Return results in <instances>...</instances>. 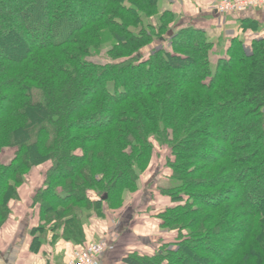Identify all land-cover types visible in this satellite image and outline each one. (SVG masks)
I'll return each mask as SVG.
<instances>
[{"label":"trees","instance_id":"trees-1","mask_svg":"<svg viewBox=\"0 0 264 264\" xmlns=\"http://www.w3.org/2000/svg\"><path fill=\"white\" fill-rule=\"evenodd\" d=\"M160 1L0 0V231L38 172L32 249L48 230L84 248L85 213L121 209L159 158L176 237L125 262L264 264V37L246 19L221 54Z\"/></svg>","mask_w":264,"mask_h":264},{"label":"crops","instance_id":"crops-1","mask_svg":"<svg viewBox=\"0 0 264 264\" xmlns=\"http://www.w3.org/2000/svg\"><path fill=\"white\" fill-rule=\"evenodd\" d=\"M217 1L161 0L159 11L175 14L172 32L190 26L205 30L221 54L231 36L240 34L243 38L241 25L246 19L256 21L259 28L245 36L264 37V9H241L225 16L217 11ZM153 166L141 177L138 192L126 196L121 209L111 211L104 205L103 216L94 211L85 213L86 243L107 244L97 264H127L125 259L130 255L153 256L161 246L174 241L175 234L162 229L161 222L154 217L155 212L175 206L171 199L159 193L157 187L169 172L163 168L154 170ZM41 186L42 176L36 174L20 189V201L13 208L12 218L0 231V264H66L81 249L78 244L66 241L61 231L50 230L37 251L32 249V231L38 227L39 220L31 203Z\"/></svg>","mask_w":264,"mask_h":264},{"label":"built area","instance_id":"built-area-1","mask_svg":"<svg viewBox=\"0 0 264 264\" xmlns=\"http://www.w3.org/2000/svg\"><path fill=\"white\" fill-rule=\"evenodd\" d=\"M264 9V0H222L216 4L221 14H231L241 9ZM107 248L105 242H89L76 252L66 264H97V259Z\"/></svg>","mask_w":264,"mask_h":264},{"label":"rangeland","instance_id":"rangeland-1","mask_svg":"<svg viewBox=\"0 0 264 264\" xmlns=\"http://www.w3.org/2000/svg\"><path fill=\"white\" fill-rule=\"evenodd\" d=\"M220 1H222V0L217 1L216 4L219 3ZM66 6H70V5L66 4ZM222 15L227 16L228 14H222ZM148 22L155 23V22H157V18H154L152 20H145V23H148ZM113 43L114 42H113L111 37H106L104 44L102 46V49L98 52L93 53V56L91 57V61L96 62V63H102V64L108 62L106 53L110 50ZM229 129H230V127H229ZM160 151H161L160 153L163 156H169V154H170V152L167 148H165V149L161 148ZM14 154H15V149H13V148L6 149L5 152L2 153V155H1V161L4 164H9L11 162V160L13 159ZM164 164H165L164 160L161 162L160 159L157 158L155 160V162L153 163V165H154L153 169L155 170L157 168L159 170H162ZM36 174H38V172H35L32 175L36 176ZM29 179H30V177H29ZM27 181H28V179H27ZM170 185H172V181L169 178H164V177L161 178V180L159 182V186L169 187ZM130 195H132V194H130Z\"/></svg>","mask_w":264,"mask_h":264}]
</instances>
